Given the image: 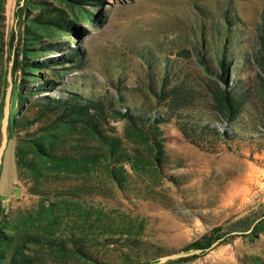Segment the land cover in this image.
I'll return each mask as SVG.
<instances>
[{"label":"rangeland","instance_id":"rangeland-1","mask_svg":"<svg viewBox=\"0 0 264 264\" xmlns=\"http://www.w3.org/2000/svg\"><path fill=\"white\" fill-rule=\"evenodd\" d=\"M19 1L0 0V36L6 42L4 51L0 50L3 101L8 59L13 52L8 42L12 31L18 30L15 12ZM93 11L102 16L101 22L91 25L83 21L85 33L78 38H53L68 41L64 46L67 50L39 57L41 61L61 58L80 47L86 54L84 67L79 70L61 67L57 74L45 70L46 78L56 81L55 88L32 96L23 107L14 94L11 111L13 115L17 113L24 125L13 134L17 146L28 150L31 140L50 131L57 137L78 138L77 132L88 136L80 123L51 125L52 117L39 116L34 103L44 96H58L60 90L109 98L121 92L141 103L154 77L160 85L159 74L158 78L151 77L148 62L141 55L146 50L151 51L154 60L167 58L206 83L198 53L211 55L215 60L229 47L239 73L234 72L233 77L242 80V86L249 90L248 106L257 104L259 80L255 60L264 52L260 40L264 0H104L103 7ZM159 68L156 62L153 73L159 72ZM20 78L21 74H17L18 83ZM31 121L32 125L28 123ZM244 122L247 123L244 139L201 146L187 141L175 121L164 125L167 168L162 173L150 164H126L123 174L129 187L125 191L110 176L113 166L103 156L88 164L86 176L61 175L55 180L52 175L60 172L51 169V160L27 152L17 173L18 149L11 142L5 153L0 184L4 208L1 225H8V231H13L21 219L32 217L29 230L44 234L55 231L63 236L74 234L84 240L92 256L106 264H126L127 256L135 261L154 262L166 254L184 251L206 235H219L223 241L184 264L264 263V232L254 236L249 232L251 227L246 229L264 215V129L260 127L261 132L250 133V127L257 121L252 123L244 118ZM112 123L117 133L126 138L125 123ZM88 137L91 147L97 148L93 138ZM128 142L144 145L135 137ZM76 143L75 139L70 142ZM70 144L63 151L75 153L74 145ZM127 148L133 152L132 146ZM54 161L72 166L79 162ZM51 207L53 216L58 217L57 224L46 227L43 223L40 228L35 218L42 209L48 212ZM160 252L163 254L158 255Z\"/></svg>","mask_w":264,"mask_h":264},{"label":"trees","instance_id":"trees-1","mask_svg":"<svg viewBox=\"0 0 264 264\" xmlns=\"http://www.w3.org/2000/svg\"><path fill=\"white\" fill-rule=\"evenodd\" d=\"M22 1L23 4H21ZM103 2L104 0L19 1L15 12L18 30L12 31L8 46L15 53L13 96L16 94V102L21 107L27 105L32 96L55 88L56 81L47 79L45 70H52L54 74H57L61 67L78 70L84 67L86 54L80 47L69 50L61 58L41 61L39 57L54 54L62 49L67 50L64 46L68 45V41L59 42L54 41L53 38L62 36L78 38L85 33V29L81 26L83 21L87 20L91 25L101 22L102 16L95 14L93 9H101ZM261 30L260 40L264 50V22ZM5 45L4 36L1 35L0 50L4 51ZM141 55L148 62L151 77L156 75L158 78V74L160 76L159 86L156 84L155 77L153 81H150L148 91H144L141 103H136L128 94L121 92L109 98L87 96L68 89L60 90L58 96L41 97L34 103L39 109L40 117H52L51 125L61 122L74 126L78 123L82 124L86 134L98 145L97 148L91 147L87 141L89 137L84 133L77 132L78 138L74 135L73 137H57L50 131L40 138L31 140L32 145L26 150L17 146L13 136L14 132L24 125L22 126L17 113L11 114L13 123L8 147L13 142L18 149L17 173L19 166L23 164V155L27 152L42 154L49 161L51 160L50 162L53 163L51 169L60 172L52 175V177L56 176L55 180H59L61 175L70 178L84 177L89 170L88 164L97 162L99 157L103 156L113 166L110 176L119 188L125 191L129 187L124 176L126 164L132 166L150 164L162 173L167 168L168 157L165 151L166 139L163 126L172 121H175L187 141L198 146L217 142L231 143L244 139L243 129L248 123V121L244 122V118L252 123L257 121V124L250 127V133H258L262 131L261 128L264 129V52L257 55L255 60L259 81L256 93L257 104L252 107L248 106L249 90L242 86V80H235L233 77L234 72V74L239 73L238 67L235 68L229 47H225L222 55L215 60L211 55L198 53V61L207 77L206 83L196 80L188 70L180 65H173V61L167 58L164 61L154 60L150 50L142 52ZM10 59L11 56L8 60ZM155 61L160 66L156 74L153 73ZM17 74H21L19 83L16 80ZM125 89L129 88L125 87ZM2 95L3 92L0 90V124L4 103ZM115 121L125 123L126 138L117 133L112 123ZM32 122L28 123L32 125ZM130 137L142 140L144 145H132L128 142ZM72 139H75L77 143L70 144ZM249 139H252V136H249ZM67 144L74 145L76 152H64V146ZM129 146L133 147L132 153L127 148ZM56 159L66 160L69 163L79 162L77 166H72L60 164L54 161ZM176 179L178 178H173L177 181ZM3 214L4 208L0 200V264H106L92 256L84 240L74 234L63 236L55 231H44L46 233L44 234L40 230H29L28 225L32 222V217L21 219L14 225L13 231H8V225H1ZM53 214L54 207H51L48 212L42 209L35 221L40 228L43 223L47 224L46 227H53L58 221V217ZM253 224L248 225L246 229ZM262 232H264V220L257 223L250 233L256 236ZM242 235L247 236V234ZM222 238L219 235H206L184 251L207 249ZM196 258L198 256L170 261L167 264H184ZM131 259L127 256L125 263L157 262V259L154 262H150L152 260L149 259L143 261Z\"/></svg>","mask_w":264,"mask_h":264},{"label":"water","instance_id":"water-1","mask_svg":"<svg viewBox=\"0 0 264 264\" xmlns=\"http://www.w3.org/2000/svg\"><path fill=\"white\" fill-rule=\"evenodd\" d=\"M23 4V1L21 2ZM14 63H15V53L14 51L11 54V59L9 61L8 65V72H7V88L5 91V96H4V103H3V110H2V119H1V124H0V181H1V174H2V169H3V163H4V157H5V152L8 148L9 140H10V129H11V124L13 123V120L11 118L12 114V99H13V91H14V76H13V68H14ZM264 220V215L256 220L249 230V232L253 231L255 225L259 223L260 221ZM237 234V233H233ZM223 239H219L215 241L209 248L207 249H196V250H190V251H181V252H174V253H169L164 256L159 257L155 263H150V264H167L170 261H176L184 258H189L192 256H199L202 254H205L206 252L216 248Z\"/></svg>","mask_w":264,"mask_h":264}]
</instances>
